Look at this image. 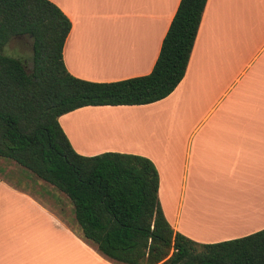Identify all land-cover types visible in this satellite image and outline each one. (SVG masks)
Returning a JSON list of instances; mask_svg holds the SVG:
<instances>
[{
	"label": "crops",
	"instance_id": "crops-1",
	"mask_svg": "<svg viewBox=\"0 0 264 264\" xmlns=\"http://www.w3.org/2000/svg\"><path fill=\"white\" fill-rule=\"evenodd\" d=\"M49 1L70 22L66 71L109 82L151 70L179 0ZM57 121L80 155L149 159L173 231L214 243L262 229L264 0H206L184 74L162 99L86 105ZM53 204L0 176V264H116L80 236L67 201Z\"/></svg>",
	"mask_w": 264,
	"mask_h": 264
},
{
	"label": "trees",
	"instance_id": "trees-1",
	"mask_svg": "<svg viewBox=\"0 0 264 264\" xmlns=\"http://www.w3.org/2000/svg\"><path fill=\"white\" fill-rule=\"evenodd\" d=\"M206 0H179L147 74L93 82L61 59L68 18L49 0H0V158L10 159L71 203L80 236L116 264H264V227L198 243L173 231L157 198L158 175L140 155L76 153L59 115L86 105L162 99L182 78ZM31 39V66L3 53L10 37Z\"/></svg>",
	"mask_w": 264,
	"mask_h": 264
},
{
	"label": "rangeland",
	"instance_id": "rangeland-1",
	"mask_svg": "<svg viewBox=\"0 0 264 264\" xmlns=\"http://www.w3.org/2000/svg\"><path fill=\"white\" fill-rule=\"evenodd\" d=\"M2 51L8 56L20 59L27 68L31 66V39L29 37L25 35L10 37L4 44ZM129 119L135 120L134 117ZM0 176L11 184L29 191L47 207L55 209L53 204L55 200H65L71 206L70 201L62 193L10 159L0 158Z\"/></svg>",
	"mask_w": 264,
	"mask_h": 264
},
{
	"label": "bare ground",
	"instance_id": "bare-ground-1",
	"mask_svg": "<svg viewBox=\"0 0 264 264\" xmlns=\"http://www.w3.org/2000/svg\"><path fill=\"white\" fill-rule=\"evenodd\" d=\"M127 135L129 136V134H127ZM127 135H126V136H127ZM126 136H125V137H126ZM127 138H129V137H127ZM123 139H124V138H123ZM97 142H99V141H97ZM97 142H95V145H96ZM126 142H127V141H126ZM99 143H100V142H99ZM113 143H114V142H113ZM124 143H125V142H124ZM126 145H127V144H126ZM91 146H92V144H91ZM93 146H94V145H93ZM103 146H105V145H103ZM106 146H107V145H106Z\"/></svg>",
	"mask_w": 264,
	"mask_h": 264
}]
</instances>
